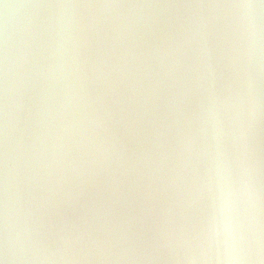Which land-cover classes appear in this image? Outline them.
<instances>
[{
  "label": "water",
  "instance_id": "obj_1",
  "mask_svg": "<svg viewBox=\"0 0 264 264\" xmlns=\"http://www.w3.org/2000/svg\"><path fill=\"white\" fill-rule=\"evenodd\" d=\"M225 170L264 264V0H0L6 264H225Z\"/></svg>",
  "mask_w": 264,
  "mask_h": 264
},
{
  "label": "clouds",
  "instance_id": "obj_2",
  "mask_svg": "<svg viewBox=\"0 0 264 264\" xmlns=\"http://www.w3.org/2000/svg\"><path fill=\"white\" fill-rule=\"evenodd\" d=\"M247 185L248 181H243ZM238 193L233 186L230 174L225 170L217 184L214 222L211 229V239L221 241L223 248L218 249L225 264H237L241 259L242 237L237 220ZM0 264H6V259H0Z\"/></svg>",
  "mask_w": 264,
  "mask_h": 264
}]
</instances>
